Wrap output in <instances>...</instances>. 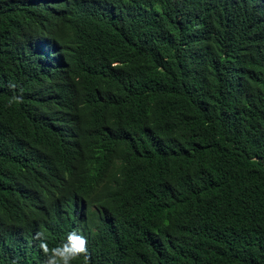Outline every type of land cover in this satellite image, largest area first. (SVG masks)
<instances>
[{
	"label": "trees",
	"instance_id": "1",
	"mask_svg": "<svg viewBox=\"0 0 264 264\" xmlns=\"http://www.w3.org/2000/svg\"><path fill=\"white\" fill-rule=\"evenodd\" d=\"M73 231L72 264H264V0H0V264Z\"/></svg>",
	"mask_w": 264,
	"mask_h": 264
},
{
	"label": "clouds",
	"instance_id": "2",
	"mask_svg": "<svg viewBox=\"0 0 264 264\" xmlns=\"http://www.w3.org/2000/svg\"><path fill=\"white\" fill-rule=\"evenodd\" d=\"M116 66V65H114ZM9 88L16 90L18 86L14 83H9ZM23 103V89H19V94H14L8 100V106ZM34 239L39 241L38 247L47 258L45 264H72V261L79 257H83L84 261L89 260V250L87 239L77 234V232H69L66 236V240L55 246L49 247V244L44 236L43 232L35 233Z\"/></svg>",
	"mask_w": 264,
	"mask_h": 264
},
{
	"label": "bare ground",
	"instance_id": "3",
	"mask_svg": "<svg viewBox=\"0 0 264 264\" xmlns=\"http://www.w3.org/2000/svg\"><path fill=\"white\" fill-rule=\"evenodd\" d=\"M68 212V211H67ZM71 217V216H70ZM58 223H60V222H58ZM85 224V223H84ZM58 233V232H57Z\"/></svg>",
	"mask_w": 264,
	"mask_h": 264
}]
</instances>
